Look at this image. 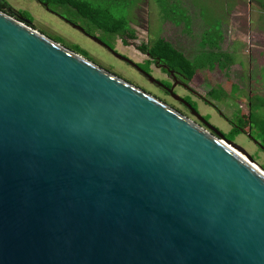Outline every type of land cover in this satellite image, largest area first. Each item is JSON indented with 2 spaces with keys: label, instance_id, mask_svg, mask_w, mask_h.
I'll use <instances>...</instances> for the list:
<instances>
[{
  "label": "water",
  "instance_id": "1",
  "mask_svg": "<svg viewBox=\"0 0 264 264\" xmlns=\"http://www.w3.org/2000/svg\"><path fill=\"white\" fill-rule=\"evenodd\" d=\"M207 126L0 11V264H264V168Z\"/></svg>",
  "mask_w": 264,
  "mask_h": 264
},
{
  "label": "rangeland",
  "instance_id": "2",
  "mask_svg": "<svg viewBox=\"0 0 264 264\" xmlns=\"http://www.w3.org/2000/svg\"><path fill=\"white\" fill-rule=\"evenodd\" d=\"M84 1H88L96 9L108 10L117 18L128 20L133 30V38L129 35L108 33L91 20L79 16L71 7L54 1L47 6L38 0H6L9 10L11 8L18 16L50 38L70 48L78 47L95 66L163 99L191 120H195L191 114V108H197L204 120L221 131L226 139L244 147L264 168V129H260L264 127V80L259 83L262 85L261 93L256 94L258 83H252L250 70V66L253 68L259 66V61L263 58L250 57L247 46L244 48L245 46L239 44H229L230 46L221 44V35L226 32L222 27L231 21L229 18L231 12L227 10L237 4L238 10L246 13V19L250 18L253 21L256 19L254 10L259 7V3H264V0ZM168 23L174 24L178 29H174ZM198 26L208 27V32L211 34H208L209 39H203L204 42L201 44H193L192 41L196 42V39L191 38V27L197 30ZM178 30H182L183 34L190 39L184 38L182 32L178 34ZM197 31L200 32V30ZM90 35H94L109 47H115L120 55L127 57L134 64H139L150 79L163 80L164 77L155 71L153 62L149 61L138 47L158 37L170 40L172 46L181 51L191 63H206L209 66L199 72L195 82L188 84L193 92L184 86L176 87L175 95L185 98L186 106H182L143 75L117 60L108 48L91 40ZM227 50L230 54L223 53ZM225 56L233 61L234 66L226 75L224 74L225 76L217 75L214 72L218 65L223 66ZM210 67L212 70H209ZM205 71L213 73L210 75ZM176 82L182 85L187 83L180 78H176ZM209 91L211 92L208 93ZM251 104H253L254 117L253 124L249 125L247 108ZM258 105L261 108H258ZM244 112L246 116L242 117ZM241 121L245 122L242 127L244 130L236 131V125H239ZM257 125L259 127H256Z\"/></svg>",
  "mask_w": 264,
  "mask_h": 264
},
{
  "label": "trees",
  "instance_id": "3",
  "mask_svg": "<svg viewBox=\"0 0 264 264\" xmlns=\"http://www.w3.org/2000/svg\"><path fill=\"white\" fill-rule=\"evenodd\" d=\"M38 1L47 6L50 5L51 1L57 2L62 5L69 6L72 9H74L79 16H81L82 18L91 20L96 26H98L99 28H103L106 32L121 35V36L129 35L130 37L133 38V30L132 28H130L128 20L124 18H117L112 12H109L108 10H105L102 8L96 9L88 1H84V0H38ZM260 4L264 5L263 2H261ZM0 11L6 14H9L10 16L16 19L23 21L25 24L32 27L34 30H37L41 34L47 36L45 33L35 28L30 22H27L26 20L18 16L15 12H13L11 8L9 10L6 0H0ZM47 37L50 38L49 36ZM54 41L66 47V49L72 51V53L94 64L87 57V55L83 53V51L80 50L78 47L70 48L57 40H54ZM138 49L142 51L143 54L147 55L155 63L165 66L170 71L179 75L187 83L195 82L196 77L200 74L199 72L203 69H207V66H209L206 63H198V64L191 63L189 60L185 58V56L182 53H180L179 50L175 49L169 42H167L162 37H158L156 40H152L148 44H142L138 47ZM225 57L226 58L224 59L225 62L223 63V66L218 65V68H216V70L218 69L220 73L226 75V73L230 71L231 67L234 64H233V61L229 59L228 56H225ZM209 70H212V68L210 67ZM247 111H248L247 121L249 125H252L253 117H254L253 104H251V106H248ZM245 116H246V113L244 112L242 117H245ZM243 124H245V122L241 121L239 125H236L235 130L240 131V129L243 127ZM256 127H259V125H257ZM260 129H264V127H260Z\"/></svg>",
  "mask_w": 264,
  "mask_h": 264
},
{
  "label": "crops",
  "instance_id": "4",
  "mask_svg": "<svg viewBox=\"0 0 264 264\" xmlns=\"http://www.w3.org/2000/svg\"><path fill=\"white\" fill-rule=\"evenodd\" d=\"M238 8L239 7L236 4L233 5L231 9L227 10V12H231V14L229 15L231 21L228 24H224L222 27V29H225L226 32H223L221 35L222 36L221 44H227V45L239 44L245 46L244 48H246L247 46L249 47L247 51L250 57L255 56L256 58H260V59L263 58V60L259 61L260 65L257 66L256 68L250 66L251 78H252L251 80L252 83L254 84L258 83V86L256 85V90L258 91V93L256 92V94H259L261 93V88H262V85L259 83H261V81L264 80V67L263 68L261 67L264 66V5H261L259 3V7H257L256 10H254L253 13H256L255 15L256 19L253 21L250 18L246 19V13L241 10H238ZM168 24L174 29L176 30L178 29V27H176L174 24L172 23H168ZM197 28H198L197 30H200V32H198L195 28L191 27V38L195 37L193 38V40L196 39V42L192 41L193 44H199V43L201 44V42H204L203 39H207L208 34H211V32H208L209 31L208 27L206 28L205 26L202 27L198 26ZM169 29L171 28L169 27ZM181 32L184 38L190 39L187 35L183 34L182 30H178V34ZM164 39L172 45V42L170 40H167L166 38ZM223 53L230 54L228 53V50L223 51ZM215 71L216 72L214 73L217 75H224L220 73L218 69ZM205 72H207L210 75H212L213 73L210 71H205ZM253 101L255 102L256 100L254 99ZM258 108H261V106L258 105Z\"/></svg>",
  "mask_w": 264,
  "mask_h": 264
},
{
  "label": "flooded vegetation",
  "instance_id": "5",
  "mask_svg": "<svg viewBox=\"0 0 264 264\" xmlns=\"http://www.w3.org/2000/svg\"><path fill=\"white\" fill-rule=\"evenodd\" d=\"M88 36V35H87ZM92 37H95L94 35H90ZM90 38V37H89ZM91 39V38H90ZM92 40V39H91ZM94 41V40H93ZM96 42V41H95ZM99 43V42H98ZM101 44V43H99ZM113 50L116 51V53H118L117 49L115 47H111ZM110 53L119 61H121L122 63H125L127 64L128 66H130L131 68H133L137 73L143 75L145 78H147L154 86H156L158 89L164 91L167 95H170V97L177 103H179L180 105L182 106H186V102H185V98L184 97H180L178 95H175L174 91L176 89V87L178 86H184L186 89H188L189 91H192L190 89V87L188 86L189 83H186L185 85H182L181 83L179 82H176V78H180L182 80H184L183 78H181L179 75L175 74L174 72L170 71L168 68H166L165 66H162V65H159L157 63H155L153 60H151L147 55L143 54L146 58H148L149 61H152L153 62V67L155 68V71L158 72V73H161L164 77L163 80H157V79H150L149 77H147V75L145 74L146 72L144 70H142L140 67H139V64H130L120 58H117L115 56V54L112 53V51H110ZM119 54V53H118ZM122 56V55H121ZM125 57V56H123ZM127 58V57H125ZM137 67V68H136ZM185 81V80H184ZM139 89L143 90L144 92H146L147 94L151 95L152 97L158 99L159 101H161L162 103L168 105L169 107L173 108L174 110H176L177 112H179L180 114H183L178 108L172 106V105H169L167 104L163 99L153 95L152 93L144 90L143 88L137 86ZM193 92V91H192ZM195 94H197L195 92ZM193 108V107H192ZM195 109L197 112V108H193ZM199 113V112H198ZM192 114V113H191ZM183 116H185L186 118H188L189 120L190 117H188L187 115L183 114ZM193 117H195V120H191L195 123H197L198 125L202 126L204 129H206L207 131L209 132H212L209 130L208 128V122L206 120L203 119L200 120L195 114H192ZM203 118V116H202ZM210 125V124H209ZM213 127V126H212ZM218 130V129H217ZM240 130H244V128H241ZM213 133V132H212ZM214 134V133H213Z\"/></svg>",
  "mask_w": 264,
  "mask_h": 264
},
{
  "label": "bare ground",
  "instance_id": "6",
  "mask_svg": "<svg viewBox=\"0 0 264 264\" xmlns=\"http://www.w3.org/2000/svg\"><path fill=\"white\" fill-rule=\"evenodd\" d=\"M238 155H240L242 158H244V160H246V161H248V159L243 155V154H241V153H239V152H237V151H235ZM249 162V161H248Z\"/></svg>",
  "mask_w": 264,
  "mask_h": 264
}]
</instances>
